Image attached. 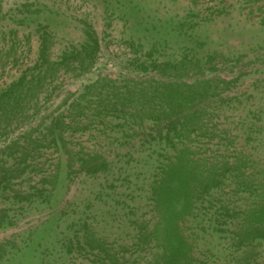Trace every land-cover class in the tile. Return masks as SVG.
<instances>
[{
  "label": "rangeland",
  "instance_id": "obj_1",
  "mask_svg": "<svg viewBox=\"0 0 264 264\" xmlns=\"http://www.w3.org/2000/svg\"><path fill=\"white\" fill-rule=\"evenodd\" d=\"M260 218L264 0H0V264H264Z\"/></svg>",
  "mask_w": 264,
  "mask_h": 264
},
{
  "label": "trees",
  "instance_id": "obj_2",
  "mask_svg": "<svg viewBox=\"0 0 264 264\" xmlns=\"http://www.w3.org/2000/svg\"><path fill=\"white\" fill-rule=\"evenodd\" d=\"M163 101H164V99H163ZM185 122V123H184ZM166 123H168L167 124V128H168V131L169 132H174V133H176L179 129L181 130V131H185V128H186V126L185 125H189L190 124V122H188V120H187V118L185 117L184 119H181V117L179 118V116H176V114H174L173 116H172V119H169ZM179 130V131H180ZM183 133V132H182ZM180 162L179 161H177V165H179L180 166ZM192 183V182H191ZM194 183H196V181H194ZM179 185L180 186H182V183L181 182H179ZM184 196H186V198H188V195L187 194H184ZM184 196H180V200L182 199V197H184ZM181 214V213H180ZM174 217V219H176V218H178L177 216H173ZM259 222H258V224H261V223H263L264 224V219H262V218H260L259 220H258ZM258 237H263L262 236V234H259V236ZM171 255L173 256H176V255H178L177 254V251L176 250H172L171 252ZM177 260H184L183 259V257H178L177 258ZM168 261V260H167Z\"/></svg>",
  "mask_w": 264,
  "mask_h": 264
}]
</instances>
